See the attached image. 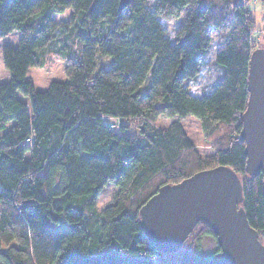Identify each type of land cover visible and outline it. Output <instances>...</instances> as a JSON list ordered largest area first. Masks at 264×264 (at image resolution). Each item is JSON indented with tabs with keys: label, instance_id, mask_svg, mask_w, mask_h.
Segmentation results:
<instances>
[{
	"label": "trees",
	"instance_id": "16d2710c",
	"mask_svg": "<svg viewBox=\"0 0 264 264\" xmlns=\"http://www.w3.org/2000/svg\"><path fill=\"white\" fill-rule=\"evenodd\" d=\"M247 2L130 0L119 10V0H0V38L20 34L1 48L0 264H207L220 248L206 223L163 253L140 230L138 210L160 186L217 165L240 177L241 206L264 245L262 176L246 173L239 138L248 60L261 46ZM184 8L171 40L162 20ZM67 9L66 20L52 18ZM226 28L214 60L224 74L192 94L187 80L211 30ZM51 55L65 62L66 79L38 91L27 72ZM188 116L210 153L187 134ZM107 184L116 190L98 209ZM205 235L216 244L206 254Z\"/></svg>",
	"mask_w": 264,
	"mask_h": 264
},
{
	"label": "water",
	"instance_id": "95a60500",
	"mask_svg": "<svg viewBox=\"0 0 264 264\" xmlns=\"http://www.w3.org/2000/svg\"><path fill=\"white\" fill-rule=\"evenodd\" d=\"M130 0H119L118 9ZM247 101L239 138L244 142L245 171L261 174L264 195V44L252 50L247 70ZM243 187L229 166L195 172L164 184L138 210L139 227L160 252L175 253L199 222L216 236L220 250L207 264H264V245L246 218Z\"/></svg>",
	"mask_w": 264,
	"mask_h": 264
},
{
	"label": "rangeland",
	"instance_id": "374dc122",
	"mask_svg": "<svg viewBox=\"0 0 264 264\" xmlns=\"http://www.w3.org/2000/svg\"><path fill=\"white\" fill-rule=\"evenodd\" d=\"M153 1V0H151ZM248 8L253 12L254 20H255V37L259 45H263L264 41L262 39V20L264 15V6L260 0H247ZM188 11V8H184L180 14V16L176 19L170 20H162L163 25L166 27L167 34L170 39L174 38V30L178 25H180ZM70 14V9L65 10L61 14H53L52 18L56 21L66 20ZM227 28L221 30H211V40L210 43L203 53V60L199 65V71L195 76L189 78L187 80V84L189 90L192 94L201 95L202 93H206L205 91L210 89V85L215 82L218 78H220L224 74V68L216 63L215 60V52L222 41V39L227 35ZM20 38V34L18 31H12L10 34L5 37L0 38V82H5L8 80V73L3 66V61L1 57V48L4 45L16 46L18 40ZM65 62L62 58L51 55L49 56L42 67H31L27 72V79L31 81L33 87L42 91L45 90L51 81L57 80L62 81L66 79V74L64 71ZM18 96L26 103H28L27 97H24L20 94ZM109 122H114L112 120H107ZM171 118H158L157 124L165 125ZM182 124L187 132V134L192 138L195 147L201 154H207L211 152L210 145L208 139L204 138L198 121L193 116H188L185 119H181ZM131 131L134 132V129ZM116 188L112 184H107L99 193L97 199L98 209L103 208L105 205L109 203L111 200ZM216 248V244L214 240L205 235L200 239V251L204 254L214 251Z\"/></svg>",
	"mask_w": 264,
	"mask_h": 264
}]
</instances>
